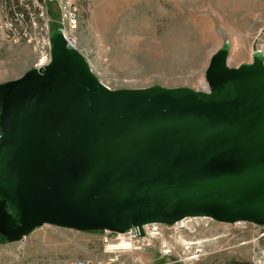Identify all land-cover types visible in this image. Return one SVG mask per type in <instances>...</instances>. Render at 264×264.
Instances as JSON below:
<instances>
[{
    "label": "water",
    "instance_id": "95a60500",
    "mask_svg": "<svg viewBox=\"0 0 264 264\" xmlns=\"http://www.w3.org/2000/svg\"><path fill=\"white\" fill-rule=\"evenodd\" d=\"M50 59L0 83V236L186 218L264 226V61L210 58L207 92L111 90L51 31Z\"/></svg>",
    "mask_w": 264,
    "mask_h": 264
},
{
    "label": "rangeland",
    "instance_id": "374dc122",
    "mask_svg": "<svg viewBox=\"0 0 264 264\" xmlns=\"http://www.w3.org/2000/svg\"><path fill=\"white\" fill-rule=\"evenodd\" d=\"M78 24L71 43L90 71L111 90L151 86L207 92L211 56L229 45L227 65L264 61V0H75ZM48 26L58 10L47 2ZM50 31V33H51ZM29 45L0 38V83L35 68ZM148 244L128 264H264V226L186 218L172 226L149 225ZM104 233L42 225L19 241L0 238V264H64L104 257Z\"/></svg>",
    "mask_w": 264,
    "mask_h": 264
},
{
    "label": "built area",
    "instance_id": "2783aa9c",
    "mask_svg": "<svg viewBox=\"0 0 264 264\" xmlns=\"http://www.w3.org/2000/svg\"><path fill=\"white\" fill-rule=\"evenodd\" d=\"M47 2L55 3L59 15L58 29L67 43L73 46L69 36L74 32L80 15L75 0H0V38L29 45L39 58L36 67L38 65L44 67L50 59L51 30L47 24ZM147 226L143 227V232ZM102 233H104L102 259H74L64 264H128L121 255L132 256L143 251L149 242L145 232L143 236H139L134 229L124 233L110 231Z\"/></svg>",
    "mask_w": 264,
    "mask_h": 264
},
{
    "label": "trees",
    "instance_id": "16d2710c",
    "mask_svg": "<svg viewBox=\"0 0 264 264\" xmlns=\"http://www.w3.org/2000/svg\"><path fill=\"white\" fill-rule=\"evenodd\" d=\"M1 238V237H0ZM2 239V238H1ZM225 264H252L250 262H247V261H236V260H231V261H228L227 263Z\"/></svg>",
    "mask_w": 264,
    "mask_h": 264
},
{
    "label": "bare ground",
    "instance_id": "6f19581e",
    "mask_svg": "<svg viewBox=\"0 0 264 264\" xmlns=\"http://www.w3.org/2000/svg\"><path fill=\"white\" fill-rule=\"evenodd\" d=\"M35 68H42V66H41V65H38V66H37V67H35ZM121 245H122V244H121ZM121 245H120V246H121Z\"/></svg>",
    "mask_w": 264,
    "mask_h": 264
},
{
    "label": "flooded vegetation",
    "instance_id": "af4514ba",
    "mask_svg": "<svg viewBox=\"0 0 264 264\" xmlns=\"http://www.w3.org/2000/svg\"><path fill=\"white\" fill-rule=\"evenodd\" d=\"M1 237V236H0ZM2 238V237H1ZM3 239V238H2Z\"/></svg>",
    "mask_w": 264,
    "mask_h": 264
}]
</instances>
